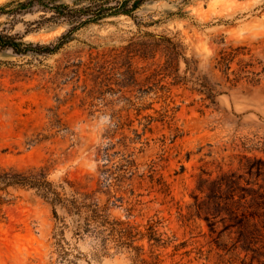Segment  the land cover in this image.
Masks as SVG:
<instances>
[{
	"label": "rangeland",
	"instance_id": "374dc122",
	"mask_svg": "<svg viewBox=\"0 0 264 264\" xmlns=\"http://www.w3.org/2000/svg\"><path fill=\"white\" fill-rule=\"evenodd\" d=\"M10 1L0 0V6ZM46 2L81 7L88 0H42L26 12L0 14V30L19 34L27 43L57 45L69 25L44 23L52 16L42 5ZM136 15L148 25L139 28L128 16H112L80 28L53 53H0V166H47L55 184L69 179L83 185L94 177L97 187L99 169L130 156L137 174L144 176L122 185L116 196L124 197L117 202L123 205L114 207L112 215L125 219L131 202L132 222L157 215L165 220L162 231L190 238L177 220L178 206L185 210L193 203L199 178L238 170L243 154L264 156L243 145H264V0H149ZM142 32L179 42V75L186 74L187 64L196 69L195 77H205L220 93L215 103L192 90L191 83L174 85L164 72L146 81L165 60L160 52L154 60L134 59V86L125 87L129 80L119 71H108L107 85L100 83L105 76L96 62L138 40ZM221 51L234 55L230 78L243 65L257 74L254 81H227L216 65ZM162 86L170 88L166 100L159 98ZM150 118L156 120L152 131L145 129ZM108 145L109 163L100 153ZM151 164L156 177L169 184L168 196L150 181ZM13 192L16 199L3 206L0 218V264H131L127 254L113 248L97 254L91 237L74 234L72 217L62 223V207L55 215L52 205L33 191ZM99 196L104 202L106 195ZM196 225L193 235L207 231L204 222Z\"/></svg>",
	"mask_w": 264,
	"mask_h": 264
},
{
	"label": "trees",
	"instance_id": "16d2710c",
	"mask_svg": "<svg viewBox=\"0 0 264 264\" xmlns=\"http://www.w3.org/2000/svg\"><path fill=\"white\" fill-rule=\"evenodd\" d=\"M42 0H12L0 6V14L22 13L41 4ZM149 0H88L81 7L68 4L49 6L42 4L52 12L50 18L43 21L62 23L69 28L59 38L57 45H40L27 43L19 34H12L0 30V53L11 50L18 55L28 52L38 54L53 53L58 48L73 39V34L80 28L89 24L100 23L112 17L125 15L132 18L137 26H147L146 22L138 20L136 12ZM10 5L14 8L7 10ZM42 22V23H43ZM40 23V25L42 24ZM151 38V39H148ZM154 34L142 32L138 40L131 41L121 49H114L105 53L96 62L99 75L105 76L100 83L109 81L108 71H119L129 82L125 87H132L136 83L138 70L133 66L137 57L143 61L154 60L158 52L165 58L162 64L157 65L146 75V81L152 76L164 72L173 77L174 85L193 84L192 90L204 94L205 100L211 104L220 94L216 86L203 77H195L196 69L187 64L185 73L179 75V52L181 44L172 37L161 36L154 39ZM217 58V67L227 75V81L240 82L243 78L248 83L254 81L255 72L247 71L241 66L232 71L234 78H230L228 71L231 68L234 55L232 52L221 51ZM146 72V69H142ZM249 72L250 75H242ZM108 76V77H107ZM253 76V77H250ZM100 78V76H98ZM123 86V85H122ZM169 87L160 88L159 98H169ZM167 112V111H166ZM156 121L150 118L145 129L152 131L151 123ZM243 145L248 151L264 152V145ZM110 146L100 152L102 158L108 163L112 160ZM130 157V156H129ZM121 158L111 168L99 169L97 187H93L94 177H87L83 185L64 179L61 184H55L49 179L47 166L31 167L26 170H17L13 167L0 166V218H3L2 208L16 199L13 190L25 189L33 191L53 207L57 215V207H62V223L66 216L74 220V234L79 237L89 236L95 242L97 254H109L110 249L125 253L131 264H264V156L243 154L239 159L238 170L221 171L215 178L211 176L200 177L196 187L197 193L193 195V203L185 210L178 206L177 220L191 234L190 238H180L175 232L162 231L165 220L157 215L149 218L145 223H136L130 220L133 217L134 205L131 202L125 208V219L114 217L111 210L118 207L119 201L123 203L124 197H117L122 185L135 178L143 179L144 174H137L138 170L134 159ZM104 166H107V164ZM149 178L153 185L165 196L170 194L169 184L156 177L155 165H149ZM132 190L130 193L132 194ZM106 195L101 202L99 195ZM202 221L207 231L194 234L196 225ZM65 224L63 225V227ZM62 227V234L64 229ZM67 227V226H66ZM201 236L203 240H191Z\"/></svg>",
	"mask_w": 264,
	"mask_h": 264
}]
</instances>
